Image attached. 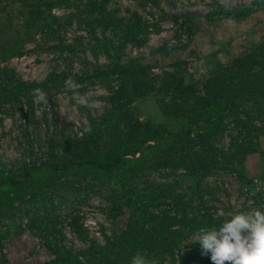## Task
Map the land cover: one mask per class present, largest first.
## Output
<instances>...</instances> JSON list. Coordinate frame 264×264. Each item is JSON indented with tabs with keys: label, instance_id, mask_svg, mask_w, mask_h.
<instances>
[{
	"label": "rangeland",
	"instance_id": "374dc122",
	"mask_svg": "<svg viewBox=\"0 0 264 264\" xmlns=\"http://www.w3.org/2000/svg\"><path fill=\"white\" fill-rule=\"evenodd\" d=\"M89 10L86 0L54 7L58 25L34 33L21 45L20 54L0 61V169L38 166L60 153L66 139L80 137L66 119L67 112L74 119L92 118L93 145L102 146L98 122L119 95L117 70L130 63L136 64L133 73L152 79L153 84L146 89L141 83L139 92L123 96L119 122L127 132L125 141L144 140L140 149L145 152L155 144L150 135L157 128L180 130L194 114L192 101L158 89L157 76L197 83L196 94H203L212 73L264 41V0H107L104 10L114 18L111 23L90 20ZM69 77L81 94L93 92L95 109L75 104L73 92L64 85ZM233 85L228 74L207 84L218 93L230 91ZM36 88L48 95L49 107L34 103L31 93ZM235 103L228 115L190 134L186 152L200 151L211 158L200 166L203 174L195 177L182 166L150 170L138 166L140 193L147 185H160L171 195H151L154 200L140 195L149 213L169 206L181 214L183 202L187 215L206 214L222 222L230 213L264 211V103L259 111L244 99ZM217 109L210 106L205 114ZM97 181L91 173H66L56 179L46 206L31 209L28 216L16 212L3 217L0 264H52L55 251H69L92 264L96 250L125 229L133 207L126 197L112 200L105 182ZM91 183L99 186L87 187ZM195 185L199 190H193ZM177 196L182 202L167 205ZM30 215L40 217L37 227L29 222ZM192 237L182 240L162 264L184 260L195 243ZM186 264L193 261L186 259Z\"/></svg>",
	"mask_w": 264,
	"mask_h": 264
},
{
	"label": "trees",
	"instance_id": "16d2710c",
	"mask_svg": "<svg viewBox=\"0 0 264 264\" xmlns=\"http://www.w3.org/2000/svg\"><path fill=\"white\" fill-rule=\"evenodd\" d=\"M0 61L20 54L21 45L30 40L36 32H48L58 25L59 18L53 13L54 7L64 6L71 0H0ZM3 1V2H2ZM107 0H86L90 20H106L111 23L114 18L106 15L104 4ZM14 19L17 22L14 24ZM189 21L185 20L188 30ZM96 38V42H97ZM132 62V61H131ZM135 63L120 66V86L116 90L118 97L114 106L107 111L98 122L102 127L103 145L94 147V132L85 134L82 138H68L64 141L62 151L43 161L38 166L24 165L17 169H0V220L5 216H28L31 209L38 210L46 206L48 194L54 191L56 179L69 172L91 173L98 176L97 182H105L109 196L113 199L126 197L133 202L131 214L125 229L114 237L112 242L99 247L93 255L92 264H130L132 256L138 252L146 255L156 264H162L171 258L179 243L190 235H194L200 228L218 227L222 221L200 213L187 215L183 202L181 214L164 208L158 213H149L146 209L147 201L141 200L140 195L150 197L171 196L166 188L160 185H147L140 193L137 188L139 176L138 166L147 170L160 167L182 166L194 175H201L204 164L211 159L200 151L192 150L187 153L186 148L190 134L197 130L212 126L230 112L235 110V99L241 98L250 102V106L258 111L264 103V41L249 52L234 57L228 64L215 71L205 82V93L196 94V84H185L182 79L171 76H157L161 83L159 90L171 92L173 98L192 101L193 115L189 124L177 131H167L157 128L151 138L155 144L148 146L145 152L140 149L137 140L134 143L125 141L127 132L120 127V100L125 94L139 92L140 84L145 88H152L153 80L140 77L133 73ZM141 68V65H138ZM142 74V73H141ZM228 74L234 79L230 91L218 93L209 89L207 84L216 82L222 75ZM210 106L219 108L214 114H205ZM94 122L92 118L88 120ZM183 143L179 145V143ZM189 148V147H188ZM140 152L139 157L135 154ZM131 155L132 157H127ZM150 157V158H149ZM147 162L146 166L144 163ZM239 172L238 169L234 168ZM97 180V178H96ZM101 180V181H100ZM52 186V187H51ZM99 186L91 183L87 187ZM151 188H149V187ZM193 190H199L195 185ZM137 193L131 197V194ZM51 192V193H49ZM28 196V197H26ZM154 200V197H150ZM181 199L174 197L167 205L178 204ZM115 201V200H114ZM142 202V203H140ZM182 202V201H181ZM174 209H178L177 206ZM173 212V213H171ZM31 225L38 226L39 216L30 215ZM85 253V252H84ZM52 264H87L78 255L69 251H55ZM184 260L178 264H186V259L193 264H211L208 256H202L200 247L194 243L184 254Z\"/></svg>",
	"mask_w": 264,
	"mask_h": 264
},
{
	"label": "clouds",
	"instance_id": "9594fccd",
	"mask_svg": "<svg viewBox=\"0 0 264 264\" xmlns=\"http://www.w3.org/2000/svg\"><path fill=\"white\" fill-rule=\"evenodd\" d=\"M65 89L72 91L71 99L80 107L95 109L97 101L93 92L81 94L79 85L71 78L65 80ZM34 103L49 107L48 95L40 88L32 90ZM68 122L81 138L90 134L92 127L86 117L74 119L71 112L65 113ZM192 239L197 243L202 256H208L211 264H264V211L252 209L247 212L228 214L218 227L200 228ZM130 264H156L146 255L137 253Z\"/></svg>",
	"mask_w": 264,
	"mask_h": 264
}]
</instances>
